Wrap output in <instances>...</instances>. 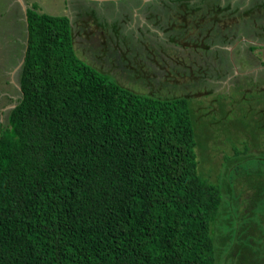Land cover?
Returning <instances> with one entry per match:
<instances>
[{
  "label": "trees",
  "instance_id": "trees-1",
  "mask_svg": "<svg viewBox=\"0 0 264 264\" xmlns=\"http://www.w3.org/2000/svg\"><path fill=\"white\" fill-rule=\"evenodd\" d=\"M26 29L21 95L0 122V264H217L222 194L198 172L189 96L118 83L79 57L68 16L33 1Z\"/></svg>",
  "mask_w": 264,
  "mask_h": 264
},
{
  "label": "rangeland",
  "instance_id": "rangeland-1",
  "mask_svg": "<svg viewBox=\"0 0 264 264\" xmlns=\"http://www.w3.org/2000/svg\"><path fill=\"white\" fill-rule=\"evenodd\" d=\"M30 1L68 16L79 57L118 83L189 96L198 172L222 194L211 225L216 262L264 264V8L242 20L235 7L246 15L253 0H189L187 10L175 3L184 15L170 16L148 0H0V122L21 95Z\"/></svg>",
  "mask_w": 264,
  "mask_h": 264
},
{
  "label": "crops",
  "instance_id": "crops-1",
  "mask_svg": "<svg viewBox=\"0 0 264 264\" xmlns=\"http://www.w3.org/2000/svg\"><path fill=\"white\" fill-rule=\"evenodd\" d=\"M64 1L66 2L67 0H64ZM93 1H96V0H93ZM128 1L130 2V1H132V0H128ZM141 1H143V0H141ZM148 1H149V4H150V2L153 1V0H148ZM188 1H189V0H188ZM192 1H193V0H192ZM202 1H203V0H196V1L193 2V4L196 5V4H199V3L202 2ZM30 3H31V1H30ZM113 3L116 4V3H119V2H117V1L115 0V2H113ZM189 3H190V2H189ZM210 3H212V1L208 2L207 4H210ZM207 4H206V5H207ZM27 5H28V4H27ZM174 6H175V4H174ZM174 6H173L172 8H170V6H169L168 9H167V11H165V9H163L162 12L165 13L166 15L170 16V15H169V12H170L171 9H172V10L174 9ZM211 6H212V5H211ZM26 9H27V8H26ZM26 9H25V12H26ZM178 9H179V8H177V10H178ZM133 10H135L134 7H133ZM135 11H136V10H135Z\"/></svg>",
  "mask_w": 264,
  "mask_h": 264
},
{
  "label": "flooded vegetation",
  "instance_id": "flooded-vegetation-1",
  "mask_svg": "<svg viewBox=\"0 0 264 264\" xmlns=\"http://www.w3.org/2000/svg\"><path fill=\"white\" fill-rule=\"evenodd\" d=\"M212 2H213V0H212ZM26 13V12H25Z\"/></svg>",
  "mask_w": 264,
  "mask_h": 264
},
{
  "label": "bare ground",
  "instance_id": "bare-ground-1",
  "mask_svg": "<svg viewBox=\"0 0 264 264\" xmlns=\"http://www.w3.org/2000/svg\"><path fill=\"white\" fill-rule=\"evenodd\" d=\"M40 185V184H39Z\"/></svg>",
  "mask_w": 264,
  "mask_h": 264
}]
</instances>
